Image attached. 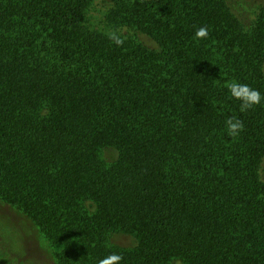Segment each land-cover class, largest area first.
<instances>
[{"label":"trees","instance_id":"trees-1","mask_svg":"<svg viewBox=\"0 0 264 264\" xmlns=\"http://www.w3.org/2000/svg\"><path fill=\"white\" fill-rule=\"evenodd\" d=\"M232 2L0 0V201L52 264H264V100L226 87L264 97V1Z\"/></svg>","mask_w":264,"mask_h":264},{"label":"rangeland","instance_id":"rangeland-1","mask_svg":"<svg viewBox=\"0 0 264 264\" xmlns=\"http://www.w3.org/2000/svg\"><path fill=\"white\" fill-rule=\"evenodd\" d=\"M264 0H233L232 5L243 20L252 18L259 2ZM111 149H105L103 156L106 160L114 157ZM5 237V238H3ZM2 238L6 244L17 252L24 250L31 261L36 264H52L45 242L38 235L31 222L20 212L0 201V246ZM111 241L114 244L127 246L131 239L124 234H113Z\"/></svg>","mask_w":264,"mask_h":264},{"label":"clouds","instance_id":"clouds-1","mask_svg":"<svg viewBox=\"0 0 264 264\" xmlns=\"http://www.w3.org/2000/svg\"><path fill=\"white\" fill-rule=\"evenodd\" d=\"M109 40H111L116 46H122L124 39L117 31H109L106 33ZM209 35L208 28L206 26H200L194 33V39L202 40L206 39ZM230 96L240 101L239 109L241 112H246L252 109L254 106L260 105L264 97L257 89L250 87L247 84H243L237 81H232L226 85ZM225 127L229 135L236 137L244 129L243 122L235 117H229L225 121ZM122 256L117 253H111L106 257L100 259L98 264H120Z\"/></svg>","mask_w":264,"mask_h":264}]
</instances>
